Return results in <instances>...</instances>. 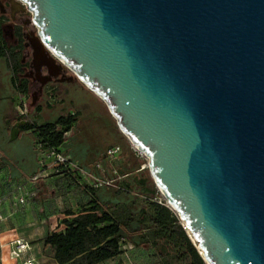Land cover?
I'll return each mask as SVG.
<instances>
[{"label":"water","instance_id":"1","mask_svg":"<svg viewBox=\"0 0 264 264\" xmlns=\"http://www.w3.org/2000/svg\"><path fill=\"white\" fill-rule=\"evenodd\" d=\"M9 2L36 68L105 102L206 263L264 264V0Z\"/></svg>","mask_w":264,"mask_h":264},{"label":"rangeland","instance_id":"2","mask_svg":"<svg viewBox=\"0 0 264 264\" xmlns=\"http://www.w3.org/2000/svg\"><path fill=\"white\" fill-rule=\"evenodd\" d=\"M4 10L8 11L6 6ZM6 11L3 12L5 37L13 45L15 30L10 27L12 24ZM20 22L25 24L27 34L33 37L38 35L30 11L22 14ZM31 52V48L21 52L22 58L30 63ZM57 63L60 64L59 61ZM30 71L31 68L28 73ZM61 73L73 81L61 83L58 80L54 90L53 85H49L42 92L35 79L30 81L28 97L22 107L27 112L23 115L31 121L54 122L60 115L78 112L77 123L66 135L67 156L73 157L75 162L82 160L87 163L86 166L94 162L100 164L101 168L98 169L106 179L115 174L114 171L110 172L111 165L121 162L138 164L150 174L147 156L141 155L121 133L105 102L63 65ZM11 77L10 62L7 58L0 59V264H22L27 257H34L38 264H57L50 255L43 253V242L50 232L65 227L63 220L67 217V211L78 212L91 200L88 189L95 183L83 172L57 164L51 149L40 150L42 144L37 129L21 130L18 137L11 140V128L22 115L19 107L23 99V95L13 86ZM112 145H120L122 149L115 159L106 156L107 149ZM103 158H108V167L103 163ZM10 166L14 167L15 174L20 172L23 175L9 179ZM37 167L40 168L39 173L30 176ZM156 198L165 199L163 195ZM18 240L29 244V250L23 256L13 253ZM123 248L125 251L117 264H177L174 252L166 254L168 248L163 244L155 248L127 243Z\"/></svg>","mask_w":264,"mask_h":264},{"label":"trees","instance_id":"3","mask_svg":"<svg viewBox=\"0 0 264 264\" xmlns=\"http://www.w3.org/2000/svg\"><path fill=\"white\" fill-rule=\"evenodd\" d=\"M4 22L0 7V59L7 58L10 62L13 86L22 95H28L30 80L24 75L27 64L21 56L25 39L19 28L16 33L19 43L11 45L5 37ZM77 114L60 115L54 122L31 121L24 115L17 119L28 120L20 126L23 131L37 129L42 144L39 149L44 151L65 143L64 135L76 124ZM72 160L75 161L73 157ZM107 161L108 158H103L105 165ZM78 163L105 182L89 187L91 200L78 212L67 211L63 220L65 227L46 236L44 254L50 255L57 264H97L122 253L127 243L155 248L163 244L168 248L166 254L174 252L177 264H207L179 215L166 199L159 202L156 198L162 194L146 168L127 162L113 164L110 172L115 174L106 179L96 162L88 166ZM13 168L9 167V179L23 175L15 174ZM38 173L37 167L30 176Z\"/></svg>","mask_w":264,"mask_h":264},{"label":"flooded vegetation","instance_id":"4","mask_svg":"<svg viewBox=\"0 0 264 264\" xmlns=\"http://www.w3.org/2000/svg\"><path fill=\"white\" fill-rule=\"evenodd\" d=\"M0 3H2L4 6H6V8L8 9V11H6V14H8L10 16V22H11V28H13L15 30V43L13 45H17L19 43L18 38L16 37V33L18 31L19 28H21L22 34L24 36V42H23V52L25 49L27 48H31L33 53V48H32V44L34 42V37L27 34L26 30H25V24L22 22L18 23L19 18L22 17V14L25 12L22 11H17L22 9L19 5H14L12 6L9 2V0H0ZM4 11V13H5ZM3 13V12H2ZM23 63L27 64V66L25 67V77H27L30 81L33 79H35L36 82L39 83L40 85V89L42 92L45 91V87L49 86V85H53L52 89L54 90L55 86L58 83V80L61 81V83H66V82H70L69 80H67L68 77H65V74L60 73L56 76H54L53 74L56 72L55 69L53 68H49L48 66H43L40 69H37L34 61H33V56H32V62H27L26 59L23 57ZM31 68V71L28 73V70ZM46 73V75H45ZM62 77V78H61ZM61 79V80H60ZM65 79V80H62ZM63 81V82H62ZM73 81V79L71 80ZM17 121H22V120H17ZM16 121V122H17Z\"/></svg>","mask_w":264,"mask_h":264},{"label":"built area","instance_id":"5","mask_svg":"<svg viewBox=\"0 0 264 264\" xmlns=\"http://www.w3.org/2000/svg\"><path fill=\"white\" fill-rule=\"evenodd\" d=\"M28 97V95H23L22 104L19 107L20 114H25L27 111L26 109L23 110L24 100ZM69 131H67L64 135L65 137V143L60 146L59 148H52V153L56 156L57 164L67 166L71 170H79L83 172L86 176L91 177L92 180L95 183V186L102 185L105 181L100 179L97 175L94 173H90L84 168H82L77 162L73 161L69 156L65 154V148L67 144L66 135ZM121 146L115 145L107 149L106 154L109 159H115L118 157V155L121 153ZM141 155H144L142 152L139 151ZM98 168H101V165H97ZM106 183H110V181H106ZM161 202V200H159ZM29 250V244L23 240H18L14 249L13 253L15 256H23L26 254V252ZM22 264H38L36 259L34 257H27L22 260Z\"/></svg>","mask_w":264,"mask_h":264},{"label":"crops","instance_id":"6","mask_svg":"<svg viewBox=\"0 0 264 264\" xmlns=\"http://www.w3.org/2000/svg\"><path fill=\"white\" fill-rule=\"evenodd\" d=\"M78 121V120H77ZM77 123V122H76ZM22 129L20 128V131H21ZM76 162H81V163H83V164H87V163H84L82 160H76ZM97 164V163H96ZM93 165V164H92ZM98 165V164H97ZM96 165V166H97ZM40 169V168H39ZM43 245H44V242H43ZM42 250H43V248H42ZM124 251H125V249H124ZM124 251L122 252V253H120V254H118L117 256H115V257H113V258H110V259H108V260H105V261H103V262H101V263H97V264H102V263H105V264H117L118 263V261L120 260V257L122 256V254L124 253ZM43 253H44V251H43ZM53 259V258H52ZM54 260V259H53ZM56 262V261H55Z\"/></svg>","mask_w":264,"mask_h":264}]
</instances>
